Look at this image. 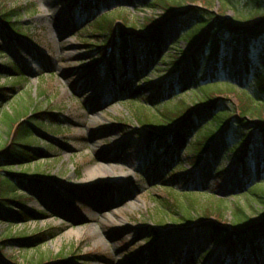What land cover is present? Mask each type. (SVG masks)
<instances>
[{"label":"rangeland","instance_id":"1","mask_svg":"<svg viewBox=\"0 0 264 264\" xmlns=\"http://www.w3.org/2000/svg\"><path fill=\"white\" fill-rule=\"evenodd\" d=\"M0 2L11 10L25 8L15 21L24 36L21 35L17 44L5 47L4 53H0V65L4 66L11 60L22 72V88L0 102V149L10 141L8 120L15 119L18 113L26 110L31 116L36 112L42 114L40 126H30L34 136L30 146L44 156L24 168L14 167L11 172L26 173L29 178L41 181L40 186L20 187V195L29 196L23 202L25 210L34 213L45 209L42 215L35 213L25 224L11 226L0 221V243H3L0 245V258L3 262L192 264L193 249L195 260L199 258L200 264H223L222 248L210 241L208 230L201 229L200 217L193 214L194 221L182 226L177 222L181 218L179 212L160 206L158 196L177 197V194L185 192H198L189 196L204 206L208 198L226 202L227 223L232 221L236 206L243 207L247 215L257 221L262 211L259 206L246 197L235 195L245 184L237 174L235 158L228 151L220 152L226 138L219 132L211 144L219 153V171L222 173L217 175L210 169L201 173L179 153L178 161L163 169L161 183L164 185L155 187V183L146 180L156 169L148 160L145 147L146 134L150 130L148 125L139 121L151 120L163 106L176 104L181 98L192 102L200 87L213 83L214 78L211 79L209 71L206 70V79L201 80L198 75L190 77L183 69V81L187 85L184 93L167 95L154 106L149 104L147 98L153 93L148 91L128 102V91L116 95L108 84L106 67L111 56H99L96 46L100 43L89 39L90 30L87 27L82 30L85 24L76 27L77 18L69 1ZM149 2L122 0L114 5L106 3L105 8L110 11L121 6L115 12H121V19H128L131 23L126 32L132 41L134 34L142 32L132 25L142 30L146 19L156 18L163 32L162 60L138 73L136 84L147 87L159 83L166 87L175 77L173 56H180L187 45L179 38L182 30L176 20L162 10L151 8ZM206 2L210 0H197L195 5L202 7ZM213 4L211 10L227 21H234L236 16L247 17L255 7L251 0H213ZM134 50L133 47L132 52ZM113 51L111 48L110 55ZM257 51L258 48L250 47L256 62ZM236 70L230 73L217 69L214 76L219 83L230 82L237 92L243 90L253 97L255 105L264 103L263 97L258 100L249 79H243L241 70ZM14 82L10 77H0L1 87H10ZM220 103V113L236 116V96L221 99ZM201 111L203 115L209 113L206 107ZM232 130L235 131H231V142L237 136V128L233 126ZM252 148L255 149L254 145ZM254 164L252 159L255 169ZM90 171L97 175L93 186V183L86 182ZM165 184L172 186L174 191L166 189ZM64 200L69 202L68 207L64 206ZM184 201L186 199H182ZM227 223L225 226L232 230ZM40 232H50L51 235L37 247L23 249L11 241ZM246 258L245 264H253L250 254L247 253Z\"/></svg>","mask_w":264,"mask_h":264},{"label":"trees","instance_id":"2","mask_svg":"<svg viewBox=\"0 0 264 264\" xmlns=\"http://www.w3.org/2000/svg\"><path fill=\"white\" fill-rule=\"evenodd\" d=\"M67 1L70 2L71 11L77 18L76 27L85 24L82 30L86 27L90 30L89 39L96 44L100 43V46H96L99 56H106V46L114 48L106 67L107 81L116 95H123L128 91V102L148 91L153 93L150 99H147L149 104L154 106L167 95L184 93L187 85L183 81V69L190 77L196 78L198 75L201 80L206 79V70L209 71L211 79L214 78L213 83L200 87L192 102L181 98L176 104L163 106L151 120L143 123L144 120H139L141 124L148 125L150 130L146 134L145 147L148 160L156 166L146 180L155 183V187L163 186V169L174 165L178 161L179 153H182L192 168L199 169L201 173L209 169L217 175L222 173L219 171V153L211 145L216 135L222 132L226 139L220 152L228 151L235 158L237 174L245 184L241 192L235 195L256 203L262 210L260 218L253 220L243 207L236 206L232 221L227 223V206L223 199L212 201L208 198L207 205L204 206L199 200L189 196L198 193L193 191L177 194L178 198L158 196L161 200L159 204L178 211L181 218L177 219V222L181 223L180 225L192 223L193 214H197L202 220L201 229L208 230L210 241L221 246L223 264H245L247 253L252 256L253 264H264V103L255 105L253 97L243 90L237 92L230 82L219 83L214 76L217 69L230 73L240 69L243 79H249L254 86L258 100L260 97L264 98V0H251L255 6L253 11L247 17L236 16L234 21H227L214 13L211 10L214 6L213 0L206 2L202 7L195 5L197 0H148L151 8L162 10L176 20L182 30L179 38L187 45V49L182 51L180 56H173L175 77L166 87L159 83L139 87L136 82L138 73L162 60L163 32L155 17L146 19L142 30L139 26L132 25V28L142 31L134 34L132 41L126 32L131 23L128 19H121V12H115L121 6H115L110 11L105 8L106 3L114 5L116 1L122 0ZM23 9L25 8L11 10L0 2V53H4L5 47L17 44L21 35L24 36L15 22ZM33 46L37 48L36 45ZM133 47L135 50L132 52ZM250 47L258 48L257 62L250 53ZM1 76L10 77L15 82L10 87L0 86V102L22 88V72L17 63L10 60L8 64L0 65ZM231 95L238 98L236 116L220 113V100H228ZM204 107L208 108V115L202 114ZM40 115L42 114L36 112L31 116L30 111L26 110L18 113L15 119L9 118L10 141L0 149V221L11 226L17 223L25 224L35 213L45 212L37 210L33 213L25 210L23 202L29 196L20 195V187L39 186L40 183L34 178H29L26 173L11 172L14 167L24 168L44 156L42 152L30 146V141L34 138L30 126H40L43 121ZM48 116L54 117L53 114ZM37 118L39 120H32ZM200 121L203 122L198 126ZM122 126L127 127L125 124ZM233 126L237 128V136L231 142V131H235L232 130ZM253 145L255 149L252 148ZM154 154L158 156L153 158ZM252 159L255 160V169L252 167ZM165 186L166 189L173 190L172 186ZM182 199H186L187 203L182 202ZM63 203L68 207L67 200ZM15 207L20 210H15ZM34 222L36 223V220ZM226 223L232 226V230L225 226ZM153 232L155 234V231ZM50 235V232H40L29 238L11 241L23 249L32 248L41 245ZM194 253L195 250L191 249L190 263L200 264L199 258L195 260ZM0 264H5L1 258Z\"/></svg>","mask_w":264,"mask_h":264},{"label":"bare ground","instance_id":"3","mask_svg":"<svg viewBox=\"0 0 264 264\" xmlns=\"http://www.w3.org/2000/svg\"><path fill=\"white\" fill-rule=\"evenodd\" d=\"M96 179H97V175H96L95 171L88 172V176H87V179H86L87 183H93V184H91V186H93L94 185V181H96Z\"/></svg>","mask_w":264,"mask_h":264}]
</instances>
